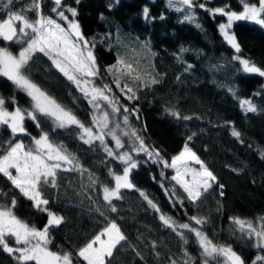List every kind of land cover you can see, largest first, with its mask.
<instances>
[{
	"label": "trees",
	"instance_id": "16d2710c",
	"mask_svg": "<svg viewBox=\"0 0 264 264\" xmlns=\"http://www.w3.org/2000/svg\"><path fill=\"white\" fill-rule=\"evenodd\" d=\"M246 2L257 3L258 0ZM30 3L31 0H13L12 10L19 12ZM194 4L195 7L188 9L178 2L169 7L168 0H79V3L64 0L62 9H77L75 19L83 36L95 43L93 54L100 68L97 85L109 84L122 105L130 110L138 109L129 116V123L145 143L159 150L169 163L187 143L217 177L213 188L195 206L185 199L184 207H181L176 198L186 194L171 180L174 169L154 163L144 153H133L139 166L131 173L132 183L177 222H189L188 217L193 215L208 217L203 231L213 242L231 245L246 264H251L259 250L252 247V241L234 230L229 217L253 221L257 227L258 218L264 217V159L261 158L264 152V77L244 72L240 61L234 57L247 59L264 69V26L253 21H235L230 31L241 48L236 52L219 31V25L227 23V17L213 15L208 10L228 5L229 10L240 12L243 10L241 0H194ZM200 4L205 7L200 8ZM54 6L53 1L42 0L41 11L44 15L56 17L52 11ZM145 7L149 10L147 19L143 14ZM177 7L182 10L176 11ZM65 13L72 18L71 13ZM27 14L36 16L34 12ZM4 15L0 12V18ZM186 15H192L194 19L190 22L185 19ZM145 43L147 49L143 48ZM0 47H7L14 54L20 49L15 42L0 41ZM118 53L133 62L139 61L142 71L159 74L157 78L161 82L139 91L138 99L124 98L106 72V68L116 62ZM26 73L82 122L91 125V105L43 53L34 54ZM0 96L5 98L9 110L14 107L12 97L20 107H30V98L2 76ZM242 99L251 100L257 111L245 112L239 104ZM166 109L178 111L181 117L191 119H177ZM39 119L43 130L49 132L55 143L65 145L101 183L110 187L114 185L108 175L109 168L122 174L123 165L108 158L98 142L90 146L77 138L75 128L53 131L51 121L43 117ZM25 127L30 135L18 134L13 138L6 126H0V154L7 148L9 140L13 143L22 141L30 146L31 138L40 135L41 129L31 120L25 121ZM233 127L241 133L239 139L231 135ZM189 136H192L191 140H188ZM123 139L125 149L122 150L125 151L130 147V141L127 137ZM108 142L113 145L111 138ZM87 176V172L81 177L75 172L61 171L57 177L59 190L48 186L41 189L50 201L46 207L64 217L61 225L50 229L52 242L49 247L52 251L75 254L109 221L115 220L127 237V243L118 246L111 264H168L169 256L178 260L182 258L184 247L195 258L196 264H202L195 238L186 233L189 243L183 245L175 233L162 226L159 213L149 207L138 191L122 189L123 198L112 202L117 211L111 212L103 200L100 185L91 186ZM219 184L224 186L223 189L218 187ZM10 187V183L0 176V189L8 192L7 199H0V203H10L11 197L16 196L15 214L30 225L43 228L47 213L34 209L31 201L18 190L9 191ZM173 188L175 196L172 195ZM220 191L224 192L223 196ZM153 241L158 245L159 257L151 248ZM0 264L16 262L0 250ZM77 264L85 262L78 261Z\"/></svg>",
	"mask_w": 264,
	"mask_h": 264
},
{
	"label": "snow or ice",
	"instance_id": "6c2138e0",
	"mask_svg": "<svg viewBox=\"0 0 264 264\" xmlns=\"http://www.w3.org/2000/svg\"><path fill=\"white\" fill-rule=\"evenodd\" d=\"M41 2L42 0H31V3L19 12L12 10L13 0H4L0 3V12L5 13L3 18H0V41L26 45L16 54L7 47H0V76L6 77L17 90L24 92L30 98V107L22 108L17 104L15 97H12L11 103L14 107L9 110L6 107L5 98L0 96V126H6L13 138L18 134L30 135L25 127L26 120H31L38 129H41L38 137L31 138V146H26L22 141L7 142V148L0 154V176L10 183L9 191L18 190L20 195L32 202L34 209L46 212L47 223L43 228H37L20 219L14 212L17 205L16 196H12L10 203H0V250L12 257L16 264H77L78 261L85 264H111V258L118 250V246L123 247L122 242L127 243V237L115 220L109 221L102 231L78 248L75 254L71 251H52L49 247L52 242L50 229L61 225L64 217L46 207L50 201L44 197L42 187L48 186L59 190L57 177L61 171L75 172L81 177L87 172L89 184L93 187L100 185L103 200L111 212L117 211L112 202L114 199L123 198L122 189H135L147 201L149 207L159 213L162 226L175 233L183 245L189 243L186 233H190L195 238V243L200 249L202 264H212V262L246 264L245 259L231 245L216 244L203 231V226L208 223V217L193 215L188 217L189 222H177L164 214L144 191L137 189L132 183L131 173L139 166L133 153L137 155L144 153L154 163H162L164 168L175 170L171 180L175 181L186 194L182 198H176V203H179L181 207H184L185 199L195 206L204 194L213 188L217 177L187 143L178 155L171 158V163L163 159L159 150L150 148L140 133L129 123V116L137 113L138 109L130 110L126 105H122L109 84L98 86L95 83L96 77L100 75V68L93 54L95 43L83 36L81 26L75 19L77 9L64 7L61 10L62 0H53L55 6L52 11L61 20L67 21V27H64L43 14ZM76 2L79 3V0ZM177 2L187 6L188 9L195 7L194 0H168V5L174 7ZM241 3L243 10L240 12L229 10L228 5L208 10L213 15L220 14L227 17V23L220 24L219 31L236 52H240L241 48L236 36L230 31L235 21H253L264 26V0H258L257 3L241 0ZM199 7L204 8L205 5L200 4ZM181 10L180 7L176 8V11ZM65 11L71 13L73 19L70 20L65 15ZM28 12H34L36 19H29ZM143 14L147 19L149 14L147 7L144 8ZM185 19L191 22L194 17L186 15ZM197 27L200 25L197 24ZM143 48L147 49L148 44L145 43ZM35 53H43L51 61L52 66L75 85L88 101L93 109L91 125L82 122L70 109L50 96L26 73ZM234 58L240 61L244 72L264 77V69L239 56ZM187 70L188 68L185 69ZM106 72L111 76L112 83L119 89L120 94L128 100L138 99L139 91L161 82L157 78L159 74L153 75L151 71H142L139 61L133 62L119 53L116 62L109 65ZM239 104L245 112L257 111L251 100L242 99ZM166 111L177 119H191L188 116L181 117L175 110L166 109ZM40 117L51 121L53 131L75 128L78 130L77 138L83 143L94 146L98 142L108 158L123 165L122 174H117L109 168L108 175L112 177L114 185L110 187L101 183L99 178L85 168L79 158L65 145L55 143L49 132L43 130ZM231 135L239 139L241 133L233 127ZM108 137L113 142L112 146L109 145ZM124 137L130 141V147L121 151L125 149ZM191 139L192 136H189L188 140ZM261 158L264 159V152ZM192 162L199 165V169L192 167ZM218 187L223 189L224 186L219 184ZM219 194L223 196L224 192L220 191ZM172 195L175 196V188L172 190ZM7 197L8 192L0 189V199L6 200ZM217 210L219 211V208ZM100 215L103 216L104 213L100 212ZM229 220L234 225V230L247 237L252 241V247L259 250L251 264H264V217L258 218L259 227L253 221L240 217H229ZM157 247V243L153 241L151 248L155 256L159 257ZM133 251L143 259L139 251L135 248ZM168 264H196V260L184 247L182 258L178 260L169 256Z\"/></svg>",
	"mask_w": 264,
	"mask_h": 264
},
{
	"label": "rangeland",
	"instance_id": "374dc122",
	"mask_svg": "<svg viewBox=\"0 0 264 264\" xmlns=\"http://www.w3.org/2000/svg\"><path fill=\"white\" fill-rule=\"evenodd\" d=\"M3 2H4V0H2V1L0 0V3H3ZM61 10H63V9H61ZM27 15H28V18H29V19H33V20L36 19V16L31 17L29 14H27ZM65 15H67V14L65 13ZM45 16L51 17V16H49V15H45ZM55 16H56V17H51V18L54 19V20H56L58 23H61L62 26L67 27V21H63V20H61V19L56 15V13H55ZM67 16H68V15H67ZM69 19L71 20V19H73V17H72V18L69 17ZM16 44H17L18 46H20V49H21V47L26 46V45H21V44H19V43H16ZM133 44H134V46L138 49V51L141 52V51L139 50V48L137 47V44H136L135 42H134ZM20 49H19V50H20ZM96 82H97V80L95 79V83H96ZM96 84H97V83H96ZM98 86H101V85H98ZM121 119H122V116H121ZM108 138H110V137H108ZM108 138H107V139H108ZM31 144H32V143H31ZM30 146H31V145H30ZM121 151H123V150H121ZM191 166L194 167V168L199 169V165L195 164L194 162L191 163ZM174 171H175V170H174Z\"/></svg>",
	"mask_w": 264,
	"mask_h": 264
},
{
	"label": "water",
	"instance_id": "95a60500",
	"mask_svg": "<svg viewBox=\"0 0 264 264\" xmlns=\"http://www.w3.org/2000/svg\"><path fill=\"white\" fill-rule=\"evenodd\" d=\"M50 1H53V0H50ZM64 0H62V3H63ZM5 43H13V42H7V41H4Z\"/></svg>",
	"mask_w": 264,
	"mask_h": 264
}]
</instances>
